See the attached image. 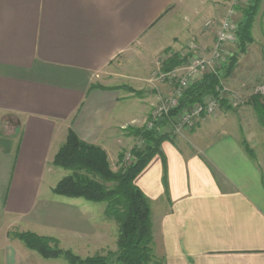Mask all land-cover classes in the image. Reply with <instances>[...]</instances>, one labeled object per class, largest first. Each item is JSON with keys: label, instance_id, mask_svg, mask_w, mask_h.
<instances>
[{"label": "crops", "instance_id": "1", "mask_svg": "<svg viewBox=\"0 0 264 264\" xmlns=\"http://www.w3.org/2000/svg\"><path fill=\"white\" fill-rule=\"evenodd\" d=\"M228 2L0 0V115L19 117L17 137L0 136V264H61L12 232L53 237L82 253L98 248L99 223L73 206L78 198L52 192L67 200H44L69 173L53 180L62 169L55 154L71 130L120 168L119 154L137 140L132 128L170 90L160 80L144 88L152 57L193 44L198 50L188 52H208L217 27L205 23L219 21ZM184 5L190 16L172 32ZM251 34L223 81L246 95L245 86L264 81V0ZM129 77L134 85L122 82ZM246 102L202 117L187 143L163 140L136 177L162 264H264V126Z\"/></svg>", "mask_w": 264, "mask_h": 264}, {"label": "trees", "instance_id": "2", "mask_svg": "<svg viewBox=\"0 0 264 264\" xmlns=\"http://www.w3.org/2000/svg\"><path fill=\"white\" fill-rule=\"evenodd\" d=\"M261 0H252L242 7L241 19L238 21L235 51H232L225 65L208 71L184 90L178 99L177 107L171 115L182 108L202 102L205 97L213 96L220 104L226 100L219 97L216 90L232 72L237 56L244 53L248 45L253 42L251 27L257 14ZM187 60V55L174 53L162 62L161 71H170ZM130 91L131 88H129ZM249 104L259 124L264 126V96L254 93L246 102ZM229 108V106H227ZM165 119L161 120L163 123ZM158 123L153 129H136L134 135L146 141L141 149L133 147L130 151L132 160L128 165H121L113 171L106 152L99 146L81 140L74 132L68 131L65 142L55 154L52 164L69 171L52 188V192L70 198H83L91 202H104V215L118 223L119 232L116 240L117 250L114 253L118 264H162L153 252V236L151 210L149 200L135 184V179L150 159L160 153L159 145L166 139V135H158ZM245 149L251 152L245 142ZM123 154H119V162L123 161ZM123 163V162H122ZM36 251L43 258H63L69 264H107L102 255L81 258L70 250L59 248L58 240L38 235L34 232L9 233Z\"/></svg>", "mask_w": 264, "mask_h": 264}, {"label": "built area", "instance_id": "3", "mask_svg": "<svg viewBox=\"0 0 264 264\" xmlns=\"http://www.w3.org/2000/svg\"><path fill=\"white\" fill-rule=\"evenodd\" d=\"M252 0H229L228 6L217 22L208 20L205 26L214 25L217 27L214 41L208 52L196 53L189 57L186 62L170 71L159 72V80L166 83L170 90L165 96L159 98L158 102L151 109L146 125L152 129L162 119L171 118L174 132L177 133L182 128L190 130L202 117H212L216 114L220 102L213 96H207L202 102L192 104L187 108H182L170 114L177 107L178 99L184 90L189 88L194 82L199 80L205 72L216 70L226 64L232 54L229 50L230 45L236 43V32L238 29L237 17L242 7L247 6ZM192 49H197L196 45H191ZM218 95L224 98L232 107L241 103V96L238 92L229 90L221 86L217 87ZM253 93L264 96V82L256 85Z\"/></svg>", "mask_w": 264, "mask_h": 264}, {"label": "rangeland", "instance_id": "4", "mask_svg": "<svg viewBox=\"0 0 264 264\" xmlns=\"http://www.w3.org/2000/svg\"><path fill=\"white\" fill-rule=\"evenodd\" d=\"M199 1H202V0H199ZM218 1H221V0H218ZM191 10H192L191 8H186V5H184L181 8V10L175 15V20L173 21V26L176 25V27L173 28L172 32H175L176 28H180L182 25L186 24V21H187L186 17L190 16L189 13L191 12ZM239 17H240V14L236 18L237 21L239 20ZM197 18L199 19V23L204 24V22H205V16L204 15L201 14ZM188 48H189L188 46L184 45L183 47L180 48V51H178V52L172 51L170 49H166L160 57H159V52L156 53V55L154 57H152V62L149 66V71H148V78L145 80L144 88L154 89L155 88L154 85L156 86V84H159V67H161L162 62L165 59H167L168 57H170L172 54L180 53L182 56L187 55V60L189 59V57L196 54L195 52L193 53L192 51L188 52L190 50V48L192 49V47H190L189 49ZM196 50H198V49H195V51ZM229 50L235 51L236 50L235 46L230 45ZM141 52H143V51H141ZM198 54H200V53L198 52ZM232 54L230 56H232ZM218 68H220V67H216V69H218ZM129 75H134V74H129ZM122 82H124L125 84L134 85V80H132V78H130V77L122 79ZM260 83H262V82H260ZM260 83H258V84H260ZM252 84L244 87V91L248 92L247 95L245 93L242 94L240 91H237L241 96V99H240L241 103L239 105H243V103H245L250 98V96L254 94L253 89L258 84H253V85ZM142 93H145L144 89L142 90ZM251 93H253V94H251ZM249 94H251V95H249ZM158 100H159V95H158L157 102H158ZM127 102H129V101H127ZM227 106H229L233 109L236 108V107L230 106L228 104V102L226 101L225 104H219V106L217 107L216 113L220 112L223 109H227ZM131 112H132V110H131ZM18 120H19V117H17L16 115H11V114H6V113L0 115V136L9 137L13 134V135H15V137H17L18 131H19L18 126H17L19 123ZM171 120H172L171 118H166L165 121H163V123H161V121L158 123V126H159V128H157L158 135H161V136L166 135V140H174L176 138H180V139L184 140L185 143H187L186 141H189L188 140V137H189L188 133L191 132L195 126L193 128H191L190 130H184L181 128L179 130V132L175 133L174 132L175 127L173 126L175 124V122L173 123ZM146 122H147V120L145 121L143 126L146 129H148ZM135 130H136V128H132L133 134L135 133ZM148 130H150V129H148ZM145 144H146V141L144 139H142L141 137H137V140L135 141V144L133 147L142 149L145 146ZM130 151H129V153H127V152L126 153H120V154L124 155L123 161H122L123 165H128L129 162L132 160V156L130 154ZM111 163H112L111 169L113 171L118 170V168L114 169L115 167H117V162L115 160H111ZM54 170H57V171H54L55 173L52 176L53 180L59 179V177H61L65 172L63 169H54ZM46 196L47 197L44 198V200H47V201L51 200L52 198H60L61 200L66 199L65 197H58V196L54 195L52 193V191H49L48 195H46ZM72 200H76L75 203H72V204L81 213L85 214V212H86V214H88L90 212L93 215V217H90L92 219V220L90 219V221H93L94 223H96V222L99 223V246H98V248L92 247L88 253H82V252H80V250H78L74 247H72L71 249L69 248V250L81 258L92 257L95 255H102V256L106 257L107 264H118L116 262V259H115L116 257H115L114 253L117 250L116 240H117V236H118V232H119V226L115 220L108 219L105 217V215H104L105 203L104 202L86 201L83 198L72 199ZM58 262H60L61 264H69L63 258H58Z\"/></svg>", "mask_w": 264, "mask_h": 264}]
</instances>
